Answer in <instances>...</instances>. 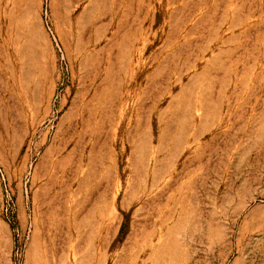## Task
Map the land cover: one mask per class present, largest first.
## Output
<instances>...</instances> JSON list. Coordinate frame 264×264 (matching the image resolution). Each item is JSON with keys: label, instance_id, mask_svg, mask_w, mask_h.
Instances as JSON below:
<instances>
[{"label": "rangeland", "instance_id": "obj_1", "mask_svg": "<svg viewBox=\"0 0 264 264\" xmlns=\"http://www.w3.org/2000/svg\"><path fill=\"white\" fill-rule=\"evenodd\" d=\"M0 264H264V0H0Z\"/></svg>", "mask_w": 264, "mask_h": 264}]
</instances>
